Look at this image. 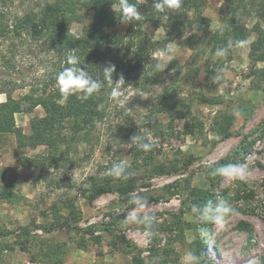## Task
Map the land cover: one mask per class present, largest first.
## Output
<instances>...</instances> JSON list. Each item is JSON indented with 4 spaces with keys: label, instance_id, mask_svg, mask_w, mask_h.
I'll return each mask as SVG.
<instances>
[{
    "label": "rangeland",
    "instance_id": "rangeland-1",
    "mask_svg": "<svg viewBox=\"0 0 264 264\" xmlns=\"http://www.w3.org/2000/svg\"><path fill=\"white\" fill-rule=\"evenodd\" d=\"M41 1H11L0 8V24L10 25ZM153 1L137 0L140 28L152 40L170 39L151 52L160 70L154 82L144 84L141 71L134 73L116 96L108 94L104 114L91 131L73 141L63 130L68 148H60L54 165H23L48 152L30 138L32 120L44 115L41 106L15 114L20 133H0V264H182L189 250L199 256V264L252 259L264 264V79L254 74L249 58L254 24L259 21L264 33L257 12L262 2L242 1L244 38L210 46L193 65L202 37L226 27L227 1L203 0L207 22L202 23L183 3L178 10L166 9L163 19ZM82 17L69 23L72 34L79 35L91 20L88 11ZM126 26L121 22L111 32L122 33ZM8 36H0V89L15 98L40 93L57 66L53 53L40 41ZM225 47L227 54L218 55ZM256 68H264V62ZM169 85L176 96L192 97L189 109L175 110L168 99V108L158 111ZM218 96L220 104L204 100ZM234 110L243 115L237 117ZM140 134L153 145L150 150L132 142ZM226 158L245 167L243 179L212 174ZM119 162L131 175L112 176L111 188L83 196V189ZM225 200L236 213L221 223L202 222L191 210L209 202L215 209ZM132 217L135 223L126 222ZM200 229L210 236L202 237ZM119 234L135 247H123Z\"/></svg>",
    "mask_w": 264,
    "mask_h": 264
},
{
    "label": "trees",
    "instance_id": "trees-1",
    "mask_svg": "<svg viewBox=\"0 0 264 264\" xmlns=\"http://www.w3.org/2000/svg\"><path fill=\"white\" fill-rule=\"evenodd\" d=\"M11 1L14 0H0V8H4ZM226 1L224 8L226 27L223 31H209L202 37L201 43L196 47L193 65L197 64L210 46L214 47L217 44L226 46L236 38L245 37L247 30L241 31L239 26V19L244 13L241 8L243 0ZM259 1L262 4L257 12L259 19L264 21V0ZM130 2L138 7L137 0H130ZM203 3L205 4L203 0H184L183 7L187 10L193 9L199 23L207 22V18L202 15ZM84 11L91 14V20L83 25L79 35H74L70 32L69 23L73 20L83 21ZM0 15H3L2 11ZM150 16L147 15L146 18L152 20ZM121 22L119 0H43L31 6L22 15H16L10 25L0 24L1 37L10 33L7 39L27 38L40 41L53 53L57 64L53 69L54 73L40 89V93L31 92L15 98L11 92L0 89V93L5 95V101L0 102V133L21 132L15 123L16 113L31 112L36 106H41L44 110L43 116L32 120L30 138L37 140L36 144L46 145L47 155L27 159V162L23 163L25 167L42 168L44 165H54L60 158L59 150L62 146L65 150L72 137L71 140L77 141V135L81 132H89L95 127L98 119L104 114L103 105L114 87L105 79L103 71L105 67L115 66L112 74L113 82L122 76L124 84H129L134 79V73H140V71L144 84L154 82L158 77L160 70L156 67L157 60L152 59L150 55L156 49H163L170 39H150L140 28L141 22L136 20L125 21L127 26L122 33L111 32V29ZM253 29L256 30L257 35L249 51L251 69L259 78L264 79V68H256L258 62H264V33L259 26V21L254 24ZM69 55L77 56L80 66L86 68L94 78L102 81L100 90L87 100L83 99L80 93L65 99L59 90L56 77L60 71L69 66L66 62ZM145 62L152 67L146 66ZM175 92L176 88L173 85L164 88L158 111L168 108L166 107L168 99H172L171 105L176 108L175 110L190 108L192 97L182 99L176 96ZM204 100L209 104L223 102L219 96L204 98ZM63 130H68L69 140ZM222 130L227 132L226 128ZM186 132L190 133V131ZM231 160L232 158L223 159L217 164V168L231 165ZM215 176L220 179L222 175ZM112 178L111 175H104L100 180H95L89 189H83V196L97 195L111 188ZM205 232L204 236L209 237L210 233ZM117 238L123 247H135L123 234L117 235Z\"/></svg>",
    "mask_w": 264,
    "mask_h": 264
},
{
    "label": "clouds",
    "instance_id": "clouds-1",
    "mask_svg": "<svg viewBox=\"0 0 264 264\" xmlns=\"http://www.w3.org/2000/svg\"><path fill=\"white\" fill-rule=\"evenodd\" d=\"M183 3V0H154V10L162 13L163 19L167 18L166 9L178 10ZM119 7L121 10V21L131 22L133 20L139 21L141 18V13L138 8L130 2V0H119ZM228 48H221L217 50V54L220 56L226 55ZM68 67H65L60 71L56 77L57 83L59 85V90L63 97L67 99L69 96L75 95L77 93L82 94L83 99L87 100L90 96L98 92L101 88L102 81L94 78L86 68L80 66L79 58L75 55H69L67 57ZM105 79L113 84L112 95H117V89H119L124 83V79L121 76L119 80L113 82L112 74L115 71V66H107L103 69ZM234 115L237 117L243 114L239 110H234ZM132 142L139 146L141 149L147 151L150 150L153 145L147 142L144 135H133L131 137ZM108 174L116 178H127L131 173L128 171L125 162H119L112 165L108 169ZM213 175H224L232 177L233 179H243L246 174V169L243 165H227L220 168H215L212 172ZM139 197H137L134 202H139ZM192 212L198 213L197 217L202 222H213L221 223L224 221L225 217L230 214H235L236 210L233 209L228 202L225 200L215 209L211 207V202L202 208H198L196 205L192 206ZM126 222L135 223L136 217L127 219ZM200 234L203 237L206 235L204 229H200ZM182 264H199V256H197L193 251H187L182 257ZM248 264H258L257 260H249Z\"/></svg>",
    "mask_w": 264,
    "mask_h": 264
}]
</instances>
